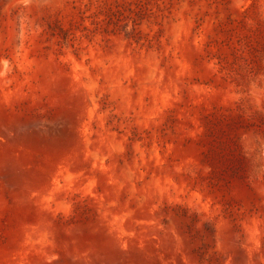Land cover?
I'll return each mask as SVG.
<instances>
[{
    "label": "rangeland",
    "instance_id": "374dc122",
    "mask_svg": "<svg viewBox=\"0 0 264 264\" xmlns=\"http://www.w3.org/2000/svg\"><path fill=\"white\" fill-rule=\"evenodd\" d=\"M0 264H264V0H0Z\"/></svg>",
    "mask_w": 264,
    "mask_h": 264
}]
</instances>
